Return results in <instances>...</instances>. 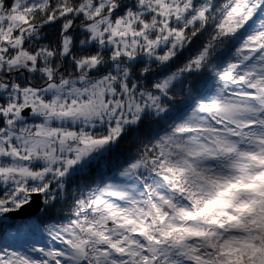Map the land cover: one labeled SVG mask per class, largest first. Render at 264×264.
Instances as JSON below:
<instances>
[{"label": "snow or ice", "instance_id": "1", "mask_svg": "<svg viewBox=\"0 0 264 264\" xmlns=\"http://www.w3.org/2000/svg\"><path fill=\"white\" fill-rule=\"evenodd\" d=\"M0 264H264V0H0Z\"/></svg>", "mask_w": 264, "mask_h": 264}, {"label": "rangeland", "instance_id": "2", "mask_svg": "<svg viewBox=\"0 0 264 264\" xmlns=\"http://www.w3.org/2000/svg\"><path fill=\"white\" fill-rule=\"evenodd\" d=\"M27 222H35L32 220H26V221H11L9 218L0 222V235H6L9 232H15L16 228L23 224V223H27ZM5 229L6 231L2 230Z\"/></svg>", "mask_w": 264, "mask_h": 264}, {"label": "water", "instance_id": "3", "mask_svg": "<svg viewBox=\"0 0 264 264\" xmlns=\"http://www.w3.org/2000/svg\"><path fill=\"white\" fill-rule=\"evenodd\" d=\"M12 221H16V220H25V214H21V216H13L9 218Z\"/></svg>", "mask_w": 264, "mask_h": 264}, {"label": "trees", "instance_id": "4", "mask_svg": "<svg viewBox=\"0 0 264 264\" xmlns=\"http://www.w3.org/2000/svg\"><path fill=\"white\" fill-rule=\"evenodd\" d=\"M2 230L6 231L5 229H2Z\"/></svg>", "mask_w": 264, "mask_h": 264}]
</instances>
